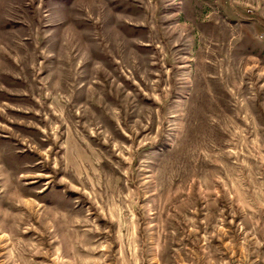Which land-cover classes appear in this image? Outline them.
Instances as JSON below:
<instances>
[{"label":"rangeland","instance_id":"1","mask_svg":"<svg viewBox=\"0 0 264 264\" xmlns=\"http://www.w3.org/2000/svg\"><path fill=\"white\" fill-rule=\"evenodd\" d=\"M0 264H264V0H0Z\"/></svg>","mask_w":264,"mask_h":264}]
</instances>
